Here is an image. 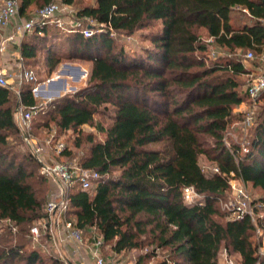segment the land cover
<instances>
[{
    "label": "trees",
    "instance_id": "16d2710c",
    "mask_svg": "<svg viewBox=\"0 0 264 264\" xmlns=\"http://www.w3.org/2000/svg\"><path fill=\"white\" fill-rule=\"evenodd\" d=\"M51 1L20 0L18 15L29 18V8ZM235 11L245 20L233 23ZM72 18L83 27L92 20L94 33L84 37L79 30L35 24L19 44L22 70L39 61L50 73L63 57L90 61L85 86L38 105L31 119L47 115L38 126L48 128L51 121L59 131L77 132L72 146L87 145L76 162L99 174L96 187L70 190L69 220L81 232L94 228L96 237L88 240L100 237V251L111 243L113 254L137 248L139 236L148 233L154 247L168 250L151 264H217L221 246L238 254L240 264H264L260 244L252 239L256 225L248 216L228 217L218 203L233 172L261 191L253 203L264 209V103L257 108L246 152L224 141L230 124L241 120L233 108L246 100L241 76L251 69L243 54L264 56V0H95ZM156 24V30L143 31ZM112 32H141L148 44L131 51L117 46ZM211 46L221 50L214 58L208 55ZM18 92L0 86V264H62L27 247L33 223L48 216V179L33 153L26 158L38 173L11 148L19 134L18 106L36 105L31 87L22 82ZM263 96L264 91L259 100ZM95 115L110 121L103 125ZM83 125L103 138L86 133L81 139ZM72 155L68 147L60 153L69 162ZM201 155L219 172L203 171ZM187 186L203 195L200 203L184 201ZM154 256L155 251L140 255L138 262Z\"/></svg>",
    "mask_w": 264,
    "mask_h": 264
},
{
    "label": "rangeland",
    "instance_id": "374dc122",
    "mask_svg": "<svg viewBox=\"0 0 264 264\" xmlns=\"http://www.w3.org/2000/svg\"><path fill=\"white\" fill-rule=\"evenodd\" d=\"M54 1H59V0H54ZM94 3H95V0H75L74 4H72L71 6L77 11V9L79 7L92 5ZM36 10H37L36 7H31L27 10L28 11L27 13H29V15L31 17L35 13ZM20 19H22V20L27 19L26 15H23L22 17L17 15L16 21L20 20ZM244 20H245V17L242 15L241 12L235 11L233 13V15H232L233 23L238 24ZM74 21H76V20H74V18L65 17L63 19L62 25L58 26V27H60V29H63L67 33L68 30H70L72 28ZM75 27H78L77 30H80L83 27V24H81V22H80V24L78 26H75ZM157 27H158V25L156 24L152 28H147L146 30H143V31L147 32L149 30H156ZM198 32L200 33V35L202 36L203 39L207 40L206 34H205L203 29H200ZM139 33H141V32H137L133 36H125L123 34H115L112 32L111 35H113L115 43L117 46L123 45L126 47V49L132 51V50L138 49L140 45L148 44V42L146 40H142ZM68 34H72V33H68ZM15 37H16V39H17V37L19 38V36H17V35ZM215 51L218 54L221 53V50H216L213 46H211L208 50V55H211L212 52H215ZM245 55H246V51L243 54V59H244L245 65L251 69V72H250V75L241 76V79L244 82L242 85V90L245 89L246 83L252 74L258 73L259 71L264 70V56L260 55V56H253L252 58H246ZM4 61L6 63L8 61V63L12 64L11 71H10L11 73H14V72L16 73L20 69L21 63H20L18 58L13 59V57H12V59H11L10 56L5 57V56L1 55L0 56V68L1 69L3 68L2 66H3ZM61 62L69 63L68 65H71L70 67L72 70L70 69V67L68 65H67L68 67L67 66L61 67L60 65L57 66L58 68H60L61 71L63 70L64 73L59 78H55V82H52V83L48 82V83H45L43 86L41 85V87L39 88V91H37L35 94H33L37 106L48 102L50 99L58 97L55 95H51L49 97L43 91H46V92H48V90L53 91L54 88H56L53 86H55V85L57 86V81H59L60 78L64 79L66 82V91L64 92V90H61L60 95H63L65 93H73V92L77 91L79 88L85 86L87 79H88V75H89L90 61L77 59V58H71L70 59V58L65 57L63 59V61H61ZM39 65H40V67H42L39 61L27 65V69H30L33 71L34 75L36 76V80L35 81L23 80V87L24 88L29 89L30 87L33 86V84H35L36 81H41V82L45 81V78L47 76H49V72H47V70L42 71V69L39 68ZM67 70H70V72L68 71V73H67ZM8 81L12 83V79H9ZM19 86L20 85L15 84L16 89H19ZM263 103H264V96L260 99L259 105L263 104ZM233 113H240V111L237 110V106H235L233 108ZM46 117H47V115L46 116L41 115L39 117H36L34 120H31L30 130L28 131V134L31 135V137H32L33 145L43 146L45 148L44 151L46 153V156L49 157L48 159H53L55 161L69 162V161H67L66 157L60 156V154H58L53 149V146L56 143L61 142V143H63V145H65V147L72 149L73 155L71 158L74 160H70V161L76 162V160L80 159L84 155V153L86 151L85 145H87V144L84 143L85 142L84 141L80 148L79 147L74 148L72 146V142H73L74 138L77 137V132L72 131V130L59 131L54 126L53 122H51V121L49 122L48 128L41 127L40 125L38 126V123L40 121L46 120ZM237 118H238V116H237ZM94 119L101 121V123L103 125H107L110 121L109 118L105 115L104 116L103 115H95ZM15 120H16V116H15ZM250 128H248L247 131L242 130L240 121L239 120L233 121L230 124L228 130L224 134L225 143H227V144L238 143L239 144L241 141L243 142V140L248 141L249 134H250ZM80 129L82 132V135L80 134V137L83 140H85L84 135L86 133H93L94 137L96 139H102L103 138L102 133L97 132L93 127H91L89 125H83ZM9 139L11 140V138H9ZM46 141L50 142V145L48 147L46 146ZM160 145L161 144H152L150 146L158 147ZM11 148H12L13 152L19 153L18 154L19 159H23V160L27 159L26 164H27L28 169L29 168H35L36 173H38L37 165L32 161V159L30 160L29 157L26 158L28 152L29 151L31 152V150L25 144V142L22 138V133H21L20 129H19V134L17 135L16 141L14 142V144H12ZM199 164L202 167L203 171H205V172L211 171L215 167L214 164L211 161H209L203 155L199 156ZM230 181L233 183V185H235V187L242 189V192L244 193V195L247 196L249 201L252 203L255 201V199H257L261 195V191L258 188H253L250 185V183H244V182H241L239 179H235V178H231ZM45 185H46V189H47V191L45 193L47 195V200H49L51 193L55 189V185L52 184L50 181H47V183H45ZM234 193L235 192H233L231 185L229 184V189L226 192L225 197L221 198V202L223 203L224 201L235 199L236 195H234ZM218 203L220 205V201H218ZM257 207L261 210H259L256 214L257 219L254 223L256 225V230L252 235V239L255 243L260 244L258 253L260 255H264V209H262V207L258 206V203H257ZM220 211L226 215L228 213V215H229L228 217L233 216V214H231L230 211H228L225 208H222L221 205H220ZM47 215H48V212H47ZM56 218H57L56 216L50 217V215H48L46 218L40 219V222L44 223L46 225V228L43 225L38 224L39 220L34 222L33 225L39 226V235H38V237L34 238L30 234V236H29L30 240H29V244L27 247L29 249L38 248L42 251L43 254L54 255L55 257H57L58 259H60L62 261V264H68L67 263L68 258L70 259L73 256V253L71 252V250L75 249V248H73V245L75 244V242L68 240L64 237L63 231H60L61 223L59 220L56 221ZM65 218L69 219L72 217L69 216L66 212ZM96 234H97V231L94 228L90 229L87 232H81L82 245L88 244L91 247L92 240L90 242L88 239H90L91 237H96ZM148 235H149L148 233H145V234H142L139 236V240H141L140 246H138L137 248L122 251V252L118 253V255H115L111 252V249H110L111 243L104 244L101 247V251H100L101 255L102 256L105 255L104 257H109V258L113 259L114 261L121 263V264H139L138 261H139L140 255L148 254V253H151V251H155L156 256H154L153 258L147 257L144 260L145 263H143V264H151L155 260L160 259L163 256L167 255L168 250L154 247L155 244L152 245L149 242L150 238ZM77 251H79V248L77 249ZM77 251H75V252H77ZM229 261H232L233 264H240V257L238 256V254L227 250L224 246H221V248L219 249L218 255H217V264H227V262H229Z\"/></svg>",
    "mask_w": 264,
    "mask_h": 264
},
{
    "label": "built area",
    "instance_id": "2783aa9c",
    "mask_svg": "<svg viewBox=\"0 0 264 264\" xmlns=\"http://www.w3.org/2000/svg\"><path fill=\"white\" fill-rule=\"evenodd\" d=\"M19 4L20 0H0V29L6 27L13 18L19 14ZM244 11H246L244 9ZM76 13V10L69 4L62 3L59 1H51L44 6L40 7L35 11V13L27 18L20 19L15 22V31L16 33H24L30 31L35 24H54L56 26H61L63 19L65 17L72 18L71 16ZM79 22L74 21L70 32L77 30L75 26H78ZM94 22L89 21V24L82 27L79 31L83 34L84 37H89L94 33ZM9 39H13L12 36L7 37L0 45V56L6 48V42ZM211 39H209L210 41ZM216 56L215 52H212L211 58ZM246 58H252V51H246ZM10 77V78H9ZM52 77L45 79V81H36L35 84L31 87L32 94H35L39 91L41 85L48 83V80ZM12 79V83L8 80ZM23 80L35 81L36 76L33 71L30 69H19L18 72L11 73L10 71H4L0 68V86L7 87L8 89L15 91L17 94L18 89H16L15 84L20 85ZM246 93V100L242 101L237 105V110L241 114V129L247 131L254 123L255 114L259 106V98L261 93L264 91V70L254 73L250 76L246 83L244 89ZM45 104V103H44ZM39 106L34 105L30 107H25L23 105L18 106L16 113V122L22 133V138L35 155L39 163L40 173L48 179L52 184L55 185V189L51 193L49 200L46 203V212L48 215L56 216V221L59 220L61 223L60 231H63L64 237L68 240L74 241L73 245L74 251L82 245L81 231L76 228L72 221L65 218V213L68 207L69 201V192L73 186L78 185L81 189H90L96 187L98 184L99 174L95 170L87 169L78 164L75 161L64 162V161H55L53 159H48L46 156L45 148L43 146H36L32 143V137L28 134L30 130V123L33 115L39 110ZM227 144V143H226ZM240 146L242 147V152L247 151V141H241ZM50 145L49 141H46V146ZM229 145V144H227ZM65 148L63 143L58 142L53 146V149L60 154ZM214 172H219L217 167L212 169ZM228 183L231 185L235 199L221 202L220 205L222 208L230 211L233 216L231 218H242L248 216L251 222L255 223L257 217L256 214L259 210L257 203H252L249 201L247 196L244 195L242 189L235 187L230 181L231 178H234V173L230 172ZM238 179V178H235ZM240 180V179H239ZM241 181V180H240ZM242 182V181H241ZM203 195L195 191L191 186L183 188V199L188 204L200 203ZM258 206H260L258 204ZM39 225H43L46 228V225L40 220L38 221ZM30 234L36 238L39 235V226L33 225L30 229ZM102 240L97 237L91 242V255L93 259V264H121L109 257H104L101 255L100 246ZM75 253H78L75 252ZM227 264H233L232 261L227 262Z\"/></svg>",
    "mask_w": 264,
    "mask_h": 264
},
{
    "label": "crops",
    "instance_id": "0c3cea01",
    "mask_svg": "<svg viewBox=\"0 0 264 264\" xmlns=\"http://www.w3.org/2000/svg\"><path fill=\"white\" fill-rule=\"evenodd\" d=\"M15 22H16V18H13L12 21L6 27L0 29V45L4 41V39H6L7 37L12 36V38H13V39H9V41L6 42V48L2 53L3 56H5V57L10 56L11 59H12V57H13V59H17V58L19 59V56H20L19 44H20V40H21L22 35H23V33H19V34L16 33ZM16 35L19 36V38L17 37V39H16V37H15ZM61 59L62 60H60L57 63L54 70H52L49 73V76H47L45 79H48L50 77L54 78V73L60 71V68L57 67L58 65H60L61 67L62 66L65 67L69 64L66 62L65 63L61 62V61H63L64 58H61ZM68 66L70 67L71 65H68ZM2 67H3L4 71H6V72L11 71L12 64L8 63V61H7V63L4 61ZM39 68H41L42 71H46L45 67H43V66L40 67V65H39ZM70 69H71V67H70ZM68 71L70 72V70H67V73H68ZM53 87H56V85ZM71 252L73 253V256L70 259L68 258V261H67L68 264H93L90 245H88V244L81 245L79 247L78 253H75V251L73 249L71 250ZM115 255H118V254H115Z\"/></svg>",
    "mask_w": 264,
    "mask_h": 264
},
{
    "label": "water",
    "instance_id": "95a60500",
    "mask_svg": "<svg viewBox=\"0 0 264 264\" xmlns=\"http://www.w3.org/2000/svg\"><path fill=\"white\" fill-rule=\"evenodd\" d=\"M48 82L49 83L55 82V78L49 79ZM61 90H64V92L66 91V82L64 79L60 78L59 81H57V86H56V88H54L53 91L48 90V92H46V91H43V92H45V94L50 97L51 95L59 96L61 93Z\"/></svg>",
    "mask_w": 264,
    "mask_h": 264
}]
</instances>
